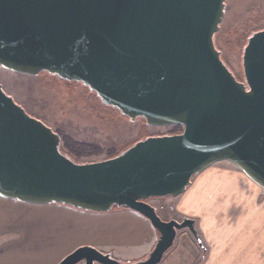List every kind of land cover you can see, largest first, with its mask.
Listing matches in <instances>:
<instances>
[{
  "label": "water",
  "instance_id": "water-1",
  "mask_svg": "<svg viewBox=\"0 0 264 264\" xmlns=\"http://www.w3.org/2000/svg\"><path fill=\"white\" fill-rule=\"evenodd\" d=\"M225 1L0 0V67L80 83L130 121L182 127L78 163L0 85L1 198L126 208L158 233L135 262L80 245L57 264H159L183 229L201 245L193 219L163 220L149 199L181 195L215 163H231L264 190V28L246 40L240 81L213 41Z\"/></svg>",
  "mask_w": 264,
  "mask_h": 264
},
{
  "label": "crops",
  "instance_id": "crops-1",
  "mask_svg": "<svg viewBox=\"0 0 264 264\" xmlns=\"http://www.w3.org/2000/svg\"><path fill=\"white\" fill-rule=\"evenodd\" d=\"M217 164L194 176L181 195L158 198L173 205L174 215L168 214L163 220L191 218L201 239L198 245L187 229L178 231L159 264H264V194L230 163ZM149 203L159 211L150 199ZM0 205L8 208L0 211V264H13L17 254L43 249V244L25 246L43 234H37L41 223L47 225L41 229L44 231L51 223L92 216L63 204H28L0 197ZM94 216L124 222L112 229L110 238L81 245L132 256L133 250L149 251L157 240L158 233L150 222L133 210L112 209Z\"/></svg>",
  "mask_w": 264,
  "mask_h": 264
},
{
  "label": "rangeland",
  "instance_id": "rangeland-1",
  "mask_svg": "<svg viewBox=\"0 0 264 264\" xmlns=\"http://www.w3.org/2000/svg\"><path fill=\"white\" fill-rule=\"evenodd\" d=\"M263 28L264 0L225 1L223 19L213 41L220 51L224 64L240 81L243 79L241 56L246 40L252 32ZM0 85L6 94L21 105L29 115L41 120L59 134V147L63 153L68 154L66 150L68 148L65 146L67 142L71 145H80L82 149H85L84 144L88 145L87 149H95L90 155L69 156L74 162L107 159L108 155L120 153L143 138L172 134L174 130L171 125L149 126L142 118L130 121L117 109L102 104L97 96L82 84L74 81L67 82L45 72L26 75L0 67ZM211 166L216 167L218 164L215 163ZM261 191L264 194V190L261 189ZM150 200L158 208L157 212L162 219L168 217V214L174 215L172 204L158 198ZM5 208L8 209L0 205V211L6 210ZM84 212L90 213L93 217L72 221L64 219L59 221V223H64L59 225L51 223V226L44 231L41 229L46 228L47 225L41 223L37 228L40 230L37 234L42 232L43 234L37 235L38 239L35 242L27 241L25 246L43 244L44 248L37 253L17 254L12 258L13 264H57L65 255L82 243L94 244L99 240L110 238L108 236L111 235L112 229L124 222L121 221L122 219L116 221L113 218H96L94 215L101 214L99 212ZM1 221L0 215V223ZM55 228H58L57 232ZM51 229L56 233L54 236L50 235ZM52 236L53 241L51 240ZM18 239L19 237L15 241ZM152 248L145 252L133 250L132 256H123L97 247L98 250L109 253L118 261L126 263L145 258Z\"/></svg>",
  "mask_w": 264,
  "mask_h": 264
},
{
  "label": "trees",
  "instance_id": "trees-1",
  "mask_svg": "<svg viewBox=\"0 0 264 264\" xmlns=\"http://www.w3.org/2000/svg\"><path fill=\"white\" fill-rule=\"evenodd\" d=\"M173 128H174V130L172 131V134L180 133L182 131V127L181 126H173ZM70 143H72V142H70ZM65 146H66V148H68V149H66L68 151V154L63 153L60 147H59V149L67 157H69L71 155H74L75 157L90 155V154H93L92 152H93V150H95V149H87L88 145L86 146L85 144L83 145L85 149H82V147L80 145H74V144L71 145L68 142L66 143ZM117 154H119V153L110 154L106 158H111L113 156H116Z\"/></svg>",
  "mask_w": 264,
  "mask_h": 264
}]
</instances>
